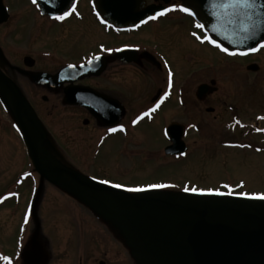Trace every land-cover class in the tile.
<instances>
[{
    "label": "flooded vegetation",
    "instance_id": "flooded-vegetation-1",
    "mask_svg": "<svg viewBox=\"0 0 264 264\" xmlns=\"http://www.w3.org/2000/svg\"><path fill=\"white\" fill-rule=\"evenodd\" d=\"M69 2L78 14L61 21L53 18L60 14L61 0H37L36 4L0 0V73L22 93L45 133L43 146L55 158L96 182L126 191L130 189L126 184L117 188L115 184L123 183L91 174L89 165L107 143H113L116 155L125 158L127 143L141 126H161L164 155L174 160L181 157L165 152L173 140L184 143L182 158L194 145L216 144L222 150L264 159V49L248 55L225 53L207 39L212 37L209 24L198 29L194 17L178 10L149 19L173 3L182 4L181 0H139L134 11L145 16L138 22L129 21L133 16L128 8L112 6L111 0ZM206 2L204 10L220 9L215 7L220 0ZM93 56L100 59L89 63ZM216 95L218 106L211 102ZM131 100L141 102L129 114ZM156 104H160L156 111L143 116ZM56 125L63 128L60 133L65 140L78 144L84 172L70 162L59 144ZM112 128L117 131H109ZM156 130L152 132L158 136ZM18 155L21 164L13 162ZM260 168L264 170V161ZM101 170L98 174L108 172ZM47 184L34 169L22 129L0 95V221L18 218L27 231L16 247L0 244V255L9 256L12 264H55V252L42 227L31 229L32 222L41 223L39 206ZM192 185L187 182L183 189L191 190ZM229 185L221 181L214 190L224 191ZM105 226L123 245L119 235ZM84 249L77 264H95ZM0 264L7 262L0 259ZM98 264L108 263L100 260Z\"/></svg>",
    "mask_w": 264,
    "mask_h": 264
},
{
    "label": "water",
    "instance_id": "water-1",
    "mask_svg": "<svg viewBox=\"0 0 264 264\" xmlns=\"http://www.w3.org/2000/svg\"><path fill=\"white\" fill-rule=\"evenodd\" d=\"M181 1L197 13V21L209 24L212 38L230 53L264 43V0H255L253 9L241 10L242 15L252 16L249 24H256L253 38L246 41L249 33L241 29L244 21L235 22L231 9L212 12L204 10L207 0ZM111 5L126 6L133 16L131 22L145 16L134 11L139 0H111ZM0 95L22 129L40 177L109 224L137 264H264V199L214 192L128 193L105 186L67 167L46 150L39 120L18 87L1 73ZM165 152L183 156L185 145L173 140Z\"/></svg>",
    "mask_w": 264,
    "mask_h": 264
},
{
    "label": "rangeland",
    "instance_id": "rangeland-1",
    "mask_svg": "<svg viewBox=\"0 0 264 264\" xmlns=\"http://www.w3.org/2000/svg\"><path fill=\"white\" fill-rule=\"evenodd\" d=\"M73 42H77V40ZM5 47L7 48V44ZM218 96L213 97L211 101L213 105L218 106ZM138 102L141 101L138 100ZM138 102L130 101L133 106H127L129 114L135 112ZM209 119L212 117L210 116ZM54 129H56L54 134H56L59 144H62L67 151L70 162L83 169L84 172L78 144L63 138L60 133L63 128L57 129L56 125ZM155 130L158 132V136L153 134ZM133 132L134 139H129L127 143L128 151L125 158L116 155V146L113 143H107L100 156L94 160L95 163L91 161L89 172L97 174L98 177H106L126 184L128 188L140 187L144 190H159L161 188L147 186L165 184L171 185V187L162 188L165 192H181V190L186 191L183 187L189 182L193 184L190 186L191 189L207 191V189L214 190L219 182L226 181L230 184L229 189L216 190L215 192L231 193L229 195L236 196H241L236 194L241 191L264 193V170L260 168L264 161L262 158L254 159L241 152L222 150L216 147V144L213 146L203 143L206 144L205 147H201L199 144L194 145L186 158L174 160L164 155L163 147L166 142L161 136V126H141ZM149 132H152L153 135L149 136ZM140 137L144 138L140 140ZM135 139L138 141L134 142ZM133 142L140 146L135 147ZM117 157H119L118 160ZM16 161H21V164L22 156H16L13 162ZM2 167H6V165L3 164ZM102 167L108 172L98 174L102 172ZM105 167L109 169H105ZM9 170L12 172V169ZM31 202H33L32 199ZM39 217L41 223L32 222L31 229L35 230L38 224L39 229L42 227L44 235L49 240L50 249L55 252V264H77L84 248V252L87 254L85 256L95 264H98L100 260L106 261L108 264L134 263L122 249L124 244L122 245L114 239L105 226L107 223L102 218L97 216L100 221L83 206L77 207L69 194L49 183L44 186L39 206ZM6 220H8L6 223L2 222V219L0 221V244L13 248L17 246L18 242L23 241L24 237H27V231L23 221L18 218L7 217Z\"/></svg>",
    "mask_w": 264,
    "mask_h": 264
},
{
    "label": "snow or ice",
    "instance_id": "snow-or-ice-1",
    "mask_svg": "<svg viewBox=\"0 0 264 264\" xmlns=\"http://www.w3.org/2000/svg\"><path fill=\"white\" fill-rule=\"evenodd\" d=\"M33 4L37 3V0H32ZM61 3L63 4L62 8H58L57 10L60 12V14L55 15L53 18L56 20H65L66 18L72 16L73 14H78L76 12V6L74 4H71L69 2V0H61ZM255 5V0H220V2L215 5V7L217 8H222V9H231L232 10V15L236 18L235 22H240L241 20H243L244 22L241 24V29L243 32L245 33H249V35H246L244 37V40H249L252 39L254 36V29L256 28V24L253 22L251 24L248 23V21L252 20V16L251 15H247V13H244L242 15V11L241 10H248V9H253ZM65 8L67 10H65ZM181 11L184 13H187L193 17H195L197 15V13L195 11H193L192 7H188V6H184V4H175L173 3L171 7H166L163 9V11L159 12L157 14V16L154 17H149V19H156L159 16H163L166 15L169 12L172 11ZM232 21H230L231 23ZM104 23H107V21L105 20ZM196 27L198 29H204L205 28V24L204 23H200L199 21L196 22ZM193 35H196V33H193ZM207 39L214 45H216L217 47L221 48L225 53H229V48L224 47L221 44H218V42L214 39H212L211 36L207 37ZM242 43L244 41H241ZM104 46L101 45V48H103ZM260 49H264V43H259L258 46H254V47H249L247 49V51L245 52H238V51H234L231 52L230 54L235 56L237 54L239 55H248L249 53H254V52H258ZM105 51H111V49H105ZM100 56H93L91 58V60H89V63H93L96 60H99ZM69 67H76L75 65H70ZM169 80H171V73L169 74ZM167 95V93H166ZM160 107V104H156L155 108L150 109L148 112H145L143 114V116H149L152 112L156 111V109H158ZM141 117H138V119H140ZM135 122V121H134ZM123 128V126L121 125V129ZM109 131L111 132H115L117 131V129L112 128L109 129ZM103 183L105 184H109L111 183L110 180H105L103 181ZM117 188H123L125 187V185L123 184H115L114 185ZM171 185H165V184H150L147 187L149 188H164V187H170ZM129 191H143V188L137 187V188H130L128 189ZM186 191H188L189 189H185ZM191 191H198L197 189L193 188L191 189ZM199 191L204 192L205 189H199ZM208 192H213L216 190L213 189H207ZM217 194L219 195H224L225 193H219L217 191ZM231 194V193H229ZM237 195H241V196H252L254 198H259V199H264V193H248V192H239L236 193ZM27 222V220L25 221ZM0 259L4 260L7 262V264H12L11 262V258L9 256L6 255H0Z\"/></svg>",
    "mask_w": 264,
    "mask_h": 264
}]
</instances>
